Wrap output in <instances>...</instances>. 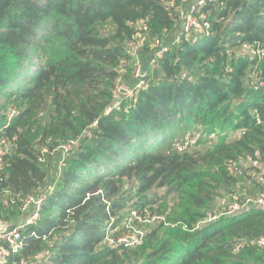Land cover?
<instances>
[{
    "label": "trees",
    "instance_id": "1",
    "mask_svg": "<svg viewBox=\"0 0 264 264\" xmlns=\"http://www.w3.org/2000/svg\"><path fill=\"white\" fill-rule=\"evenodd\" d=\"M200 1L0 0V132L13 146L2 156L0 223L21 227L24 246L2 264H264L253 243L264 237L263 209L196 229L218 200L264 192V0ZM194 7L210 27L188 34L182 12ZM141 22L150 41L135 52ZM141 55L146 76L133 77L132 97L118 91L116 108L121 69ZM178 127L219 142L205 154L165 152ZM154 133L163 140L131 157ZM40 194V218L28 224L21 209ZM177 200L182 227L161 223L134 246L106 243L127 209L157 205L151 226Z\"/></svg>",
    "mask_w": 264,
    "mask_h": 264
},
{
    "label": "rangeland",
    "instance_id": "2",
    "mask_svg": "<svg viewBox=\"0 0 264 264\" xmlns=\"http://www.w3.org/2000/svg\"><path fill=\"white\" fill-rule=\"evenodd\" d=\"M183 23V22H182ZM164 37H166L164 35ZM49 52L50 48L48 45L45 46H41V47H35L33 48V55L32 58L30 59V62L28 63L29 65L27 66L28 70L31 71L34 69L35 65H37L40 61V54L45 50ZM139 49H137L136 51H138ZM151 49H147L145 51H148ZM160 50V49H159ZM244 54L248 53L251 55H254V52L250 50L249 47H244ZM159 52V51H158ZM51 54V53H50ZM142 59V55L140 57V59H136L132 62H130V64L126 67V68H122L121 69V77L116 81V86H117V90L115 91V103H114V107L118 108L119 106V102H120V95L118 93V91H120L121 93H126L129 94L130 97L133 96L132 91H130L129 89V84L134 80V76L136 77V74L138 72V69H140L139 74H142L144 77L146 76L143 72L142 66H143V62L141 61ZM141 62V63H140ZM32 64V65H31ZM35 64V65H34ZM142 72V73H141ZM141 75V76H142ZM147 76L149 77V82L153 81V74L152 72H149L147 74ZM21 80V79H20ZM22 81V80H21ZM124 90L126 92H124ZM123 91V92H122ZM131 103V100H128V104ZM111 110V109H110ZM12 117V114L9 113V118ZM177 134L173 137V138H169L167 139V141H165V145L163 147V150L165 152L167 151H175V152H179V153H184V152H189V153H201V154H205L208 151H210L211 149H213L216 144L219 142V139L217 138V136L215 135H211V134H207L206 132H204L203 128H199L198 130H196L194 133L191 131L190 133L187 132L186 130H184V128L178 127L177 128ZM231 138H235V133H231ZM165 135V133H154L151 134L147 139H144L145 141L139 142L137 145H135L133 148H131V157L136 156V154H139L140 152L143 151H149L151 148H153L155 145H157V142H161L163 139L161 136ZM1 132H0V139H1ZM233 140V139H231ZM72 143H65L64 147L70 149ZM13 146L11 144H8V149L12 148ZM129 150V151H130ZM130 157V159H132ZM201 170L205 171V174L211 176H216L215 171L217 172V170H215V168L213 167H202ZM251 183L250 180L246 179L245 183L241 184V187H250ZM40 190H37L36 192H38ZM156 191L158 193L163 194L165 192V189H156ZM155 191H151L149 193V196H152V194ZM217 192H220L219 190ZM225 195V194H224ZM34 197V195L32 196ZM179 203V200L177 201H168L164 204V208L161 211L160 215H156L154 216V219H152L154 221V223L149 226L148 223H144L145 220H149L151 218H153V216L151 215L153 211H149L150 207H153L152 210H156L158 209L157 205H152L147 207L146 212L145 213H140V211H132L131 213H129V209H127L124 214H125V218L126 220L121 224L120 228H118V230L110 233L112 237H123V235L125 234V237L129 236V233H127V227H125L124 225L126 224V222L133 224L135 222L134 225V229L138 230L137 228L140 227V229H142L144 232H150L154 227H156L157 225L161 224V223H166L165 228L163 229V231L166 228H169V226L173 225L174 227H182L183 223L181 222V220L187 219L188 217L184 214L185 213V209H182L180 206L183 203H180L179 206H177L176 204ZM200 211V212H205V209H195L194 211ZM137 217V218H136ZM20 219V216L17 214L15 217V220ZM140 219L142 221H140ZM21 221H23V218L20 219ZM136 221H138L139 223H136ZM7 221H4L2 224L4 226H8L6 224ZM162 231V232H163ZM131 236L136 237L135 232L133 231V234ZM109 241V240H108ZM108 241L106 240V243H108ZM42 257L45 256V254L41 255ZM3 262V261H1Z\"/></svg>",
    "mask_w": 264,
    "mask_h": 264
},
{
    "label": "built area",
    "instance_id": "3",
    "mask_svg": "<svg viewBox=\"0 0 264 264\" xmlns=\"http://www.w3.org/2000/svg\"><path fill=\"white\" fill-rule=\"evenodd\" d=\"M206 0H201L200 4H204ZM198 10L194 7L191 11H183L182 17H183V28L184 31L188 34L196 33V32H202L205 31L207 28L210 27L209 22L207 21L206 15H201L200 17L197 14ZM140 33L137 36V41L132 43L134 51L138 48L144 47V45L149 42L148 32L149 27L146 22H141L139 24ZM152 45L154 47H162L163 41L160 38H156L153 40ZM246 47V46H245ZM162 54V49L159 52V55ZM156 63L154 62L153 65ZM140 69H138V72L136 74V78H141V74H139ZM144 82H141L138 87L143 86ZM8 142L6 139L1 137L0 139V170H2V164L3 161L2 156L4 155V146H8ZM8 148V147H7ZM65 150H69L66 147H62ZM247 162H251L253 167H260V164L257 160H252L251 158H248ZM258 178L261 182V184L264 185V169H262V172L257 174ZM53 187L51 188V191H53ZM47 199L46 194H40L35 195L34 197H29L25 200L24 205L21 209L22 213H27V223L28 224H34L36 223L40 218V211L42 210V206L44 202ZM33 207L34 211L32 213H28V210ZM263 209L264 210V192L258 193L254 197H246L244 199H239L236 197H225L223 199H220L217 201L215 207L213 210H211L207 217L200 222L197 228L212 224L214 222H217L223 218L228 217H234L238 216L240 214L246 213L252 209ZM137 218V217H136ZM140 221H142L140 219ZM149 222V220H145L144 223ZM135 225V222H134ZM134 225L126 222L124 225L127 227V233H129V236L125 237V234L123 237H117V243L118 244H126V246H134L141 244L143 241V238L145 237L144 231H142L140 228H137L138 230L134 229ZM4 226L2 223H0V227ZM133 231L136 234V237L131 236L133 234ZM110 237V238H109ZM109 240V241H108ZM107 241L111 244H114L113 239L111 238V234L108 235ZM258 248L264 249V237L254 241L253 242ZM116 247V245H114ZM23 240H22V232L21 227L17 226L14 228H9L6 232L0 234V264L4 263L6 260H8L10 257L15 256L19 254L23 249ZM241 248V246L237 247L236 250L238 251ZM3 261V262H1Z\"/></svg>",
    "mask_w": 264,
    "mask_h": 264
},
{
    "label": "water",
    "instance_id": "4",
    "mask_svg": "<svg viewBox=\"0 0 264 264\" xmlns=\"http://www.w3.org/2000/svg\"><path fill=\"white\" fill-rule=\"evenodd\" d=\"M124 92H126V91L124 90ZM8 229H9L8 226H2V227H0V234L6 232Z\"/></svg>",
    "mask_w": 264,
    "mask_h": 264
}]
</instances>
